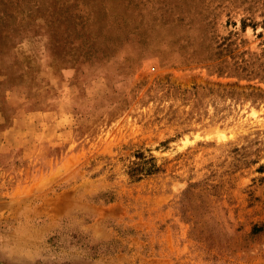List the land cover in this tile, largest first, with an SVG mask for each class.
I'll use <instances>...</instances> for the list:
<instances>
[{"label":"rangeland","instance_id":"374dc122","mask_svg":"<svg viewBox=\"0 0 264 264\" xmlns=\"http://www.w3.org/2000/svg\"><path fill=\"white\" fill-rule=\"evenodd\" d=\"M0 264H264V0H0Z\"/></svg>","mask_w":264,"mask_h":264}]
</instances>
